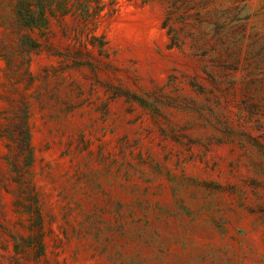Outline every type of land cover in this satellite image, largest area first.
<instances>
[{
  "label": "rangeland",
  "instance_id": "obj_1",
  "mask_svg": "<svg viewBox=\"0 0 264 264\" xmlns=\"http://www.w3.org/2000/svg\"><path fill=\"white\" fill-rule=\"evenodd\" d=\"M0 264H264V0H0Z\"/></svg>",
  "mask_w": 264,
  "mask_h": 264
}]
</instances>
